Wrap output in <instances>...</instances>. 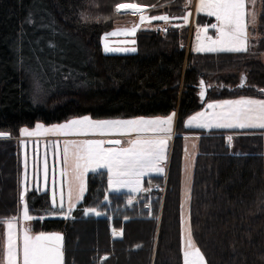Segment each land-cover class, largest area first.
<instances>
[{"label":"trees","instance_id":"obj_1","mask_svg":"<svg viewBox=\"0 0 264 264\" xmlns=\"http://www.w3.org/2000/svg\"><path fill=\"white\" fill-rule=\"evenodd\" d=\"M118 3L146 6L172 25L164 32L167 21L152 19L136 32L134 52L105 53L103 34L125 17ZM258 6L247 51L196 52L183 47L191 38L187 0H0V131L11 135L0 139V220L20 216L23 164L12 137L25 125L176 111V132L196 134L183 122L203 108V83L206 100L264 98V0ZM214 21L196 14L199 26ZM249 133L200 136L189 208L206 264H264V145L261 133ZM183 152L176 135L166 175L145 180L166 182L165 192L146 191L131 204L130 193L109 190L105 170L88 174L83 199L66 217H52L60 209L48 191H29L31 230L63 235V264H183ZM93 208L101 215L86 213ZM4 233L5 225L0 250Z\"/></svg>","mask_w":264,"mask_h":264},{"label":"snow or ice","instance_id":"obj_2","mask_svg":"<svg viewBox=\"0 0 264 264\" xmlns=\"http://www.w3.org/2000/svg\"><path fill=\"white\" fill-rule=\"evenodd\" d=\"M122 9H131L129 14L137 15L138 11H143V6L135 3H118L115 6V11L120 13ZM200 11L206 12L208 16H214L219 22L211 25L217 29L221 37H227L226 40L219 39L212 41V45L206 50L214 51H229V52H244L247 51L248 36L247 29L252 19H254V10L249 6V0H200ZM187 17H185L186 19ZM84 19H87L86 17ZM155 20L167 21L169 17L157 15L152 17ZM145 17L140 15V21L143 23ZM136 25L131 29L123 30L124 35H134L137 31ZM207 29H205L206 31ZM116 31L110 35H117ZM107 39V37H106ZM211 40V37H209ZM135 43V41H132ZM105 52L108 51H135V48L130 49H115L105 45ZM198 51L205 50L198 48ZM226 105L242 106L236 110L226 112L213 113L211 118H205V113H198L188 121L191 126L193 121H197L196 127L200 128H260L264 129V99L244 98L239 100H226L218 104L209 103L207 107L223 108ZM174 113L167 118H157L152 120L133 119V120H99L92 121L88 117L82 120H73L70 123L73 125H88L93 129H99L103 133L105 130L120 129L121 134L136 132H170L172 118ZM37 128L43 127L36 125ZM68 128L69 125L58 126ZM25 135H35L29 132L27 128L22 130ZM0 135H5L0 133ZM231 144L232 137H228ZM105 143L120 145L121 140L108 141H86L83 144L77 145L66 144L64 147V161L68 164L71 161V173L78 182L77 199L82 198L85 190L83 183L84 174L91 170L93 172L99 169H106L109 173V186L113 191H119L122 187H127L130 191H136L140 188L141 177L150 172H161L159 167L164 159V145L166 140L163 138H137L130 143L126 148H104ZM45 182H47V165H45ZM190 198V193H188ZM71 200V196H69ZM23 201V193L21 194ZM53 207H64L63 196H61L59 204L53 194ZM23 218L32 220L29 215L27 204L23 205ZM71 213V204L67 209ZM88 212L95 215H101L96 209H88ZM17 217L0 220V226L6 225L7 239L0 256L2 261L0 264H63L62 240L63 237L56 233L46 234L39 233L35 236L29 235V229H25L23 233L22 243L17 242L16 225ZM187 238L185 241L184 264H206L205 258L200 249L195 245L191 235L190 223L186 229ZM116 233L114 232V235Z\"/></svg>","mask_w":264,"mask_h":264},{"label":"rangeland","instance_id":"obj_3","mask_svg":"<svg viewBox=\"0 0 264 264\" xmlns=\"http://www.w3.org/2000/svg\"><path fill=\"white\" fill-rule=\"evenodd\" d=\"M188 6L190 7L188 13H187V24L190 25L191 28V47L193 51L196 52H209L206 49L209 46H215L212 45V41H217L219 39L226 40L227 37H221L217 33L213 34L210 31V27L208 25H204V27L207 28H201L199 30H195L198 27H202L196 24L195 18L196 14H206V12L200 11V0H187ZM139 5V4H138ZM143 6V5H141ZM249 6L253 8L254 10V19L251 20V22L248 25L247 29V36H248V43L253 38V28L257 26L258 22V16H259V6H258V0H249ZM149 8L146 6H143V11L137 13V15H131L129 14L131 12V9H126L125 12H120L121 14H125V17L122 20L117 21L116 27L108 32L103 34L102 36V46L103 50L105 49V45H107L109 48H115V49H130L135 48V43H132V41H135V34L131 35V37L126 38L124 35L123 30L130 29L127 27L128 25H133L137 21V31L138 29H141L143 27H152L153 26V20L148 15ZM140 15H143L145 17V20L143 23L140 21ZM214 17V16H213ZM215 18V17H214ZM216 19V18H215ZM167 21L166 23H168ZM218 22V21H217ZM165 23V24H166ZM219 23V22H218ZM120 27H119V26ZM219 27V25H218ZM205 29H207L205 31ZM113 31H116L117 35H110ZM136 31V32H137ZM122 33V34H121ZM107 37V39H106ZM209 37H211V40H209ZM198 48H202L205 50L198 51ZM105 52V50H104ZM133 51H108L105 53H129ZM244 83V80L241 81V84ZM37 93H40V87H36ZM244 99V98H240ZM264 99V98H261ZM226 100H236L235 98H228V99H221V100H215V99H207L204 103V106L201 110L195 112L194 114L187 117L183 125L185 128H195L200 130L201 133H196L200 140V136L202 135V132L211 133L214 131H231V132H240L241 134H251L246 131H252L254 129H260V128H200L196 127L197 121H193V124L190 126L188 124V121L192 119L193 116H196L198 113L204 112L205 118H211L213 113H219V112H226L229 110H236L242 106L238 105H226L223 108H213L209 109L207 105L209 103L218 104L222 101ZM174 113V116L172 118V124H171V131L170 132H146V133H140L145 134L142 136H138V133L132 132V133H126L121 134L120 129H111V130H105L103 133L99 129H93L89 127L88 125H73L70 122L73 120H82L84 117H88L92 121H99V120H133V119H146V120H152L157 118H167L168 116L172 115ZM176 111L171 112L169 115L166 116H136V117H130V118H124V117H104V118H94L91 115H81V116H70L67 119L60 121V122H54V123H45L41 120H38L34 123L33 126H23L20 128V133L17 137H12L16 142L19 143L21 148V157H22V164H23V176H22V193H23V201H22V207L20 216L17 219V225L15 228L16 231V238L18 243H22L23 239V233L25 229H29V235L35 236L39 233H35L31 230V222L34 219V217L30 214L29 215L33 217L32 220H25L23 218V205L26 203L28 207V202L26 195L31 190H36L38 192H45L48 191L50 194V201L52 204L53 194H55V199L57 201V204H59L61 196H63V202L64 207H54L57 209H60V213L53 214L52 217H66L69 213L67 211L68 207L71 204L72 209L76 207V205L83 199V196L85 195L87 191V177L88 174L93 172L91 170L87 171L83 176V183L85 190L83 192V196L80 199H77L78 195V182L75 180L74 175L71 173V161H69L68 164H65L64 161V147L66 144L72 145V144H83L86 141H107L109 136L112 134H120L122 136V144L121 145H107L106 143L103 145L104 148H126L130 146L131 141L143 137V138H163L166 140V143L164 145V159L161 161L159 167L162 169L161 172H150L144 176L141 177V183L139 190L136 191H130L127 187H122L119 191H113L112 187L109 186V190L113 192H127L131 194L130 200L128 201V204L133 203L139 195L146 193L147 188L154 185V182L152 180H149L148 187H146L145 180L150 179L153 176H160V175H166L169 167L170 157H171V151H172V145H173V139L176 135L182 136L183 141V166H182V185H181V220H182V245L183 241H186L187 238V231L186 229L189 227L190 223V198L188 193H190L191 197V185H192V175H193V167H191V172L189 174V166H190V155L193 157L192 152L196 150L199 144L196 143V139L194 140V136H191L187 133H177L176 132V119H175ZM36 125H42L43 127L37 128ZM62 125H69L68 128H62L58 126ZM27 128L29 132L35 133V135H25L22 133V130ZM245 131V132H244ZM242 132V133H241ZM169 134L166 136H159V134ZM193 134V133H192ZM239 134V133H236ZM195 136V137H197ZM11 138V137H10ZM187 157L185 158V156ZM189 163V164H188ZM45 165H47V182H45ZM105 170L106 169H99ZM97 172V171H96ZM108 173V172H107ZM187 174H189L190 182L187 180ZM109 176V173H108ZM166 187V183L162 185V187ZM69 196H71V200H69ZM53 206V205H52ZM88 210V209H87ZM86 210L87 214H91V212H88ZM29 211V209H28ZM191 228V223H190ZM7 226L5 225V233H4V242L3 246L7 239ZM59 234L63 237V235L59 232H51ZM46 233V234H51ZM120 232H116V236H119ZM192 235V230H191ZM62 251H63V240H62Z\"/></svg>","mask_w":264,"mask_h":264},{"label":"crops","instance_id":"obj_4","mask_svg":"<svg viewBox=\"0 0 264 264\" xmlns=\"http://www.w3.org/2000/svg\"><path fill=\"white\" fill-rule=\"evenodd\" d=\"M211 17H213V16H211ZM214 18V17H213ZM215 19V18H214ZM137 23H138V21L135 23V24H133V25H128V23H127V27L128 28H132L134 25H136L137 26ZM214 23L215 24H217V26L219 25V23L217 22V20L215 19V21H214ZM119 26V25H118ZM120 27V26H119ZM201 28H207L208 29V27H204V26H202V27H198V28H196L195 30H199V29H201ZM210 29H212V30H210L213 34H216L217 33V29H215V28H210ZM136 33V32H135ZM122 34V33H121ZM219 36H220V33H217ZM128 37H131V35H129V36H126V38H128ZM248 45V44H247ZM190 48L192 49V47H191V44H190ZM240 98H251V99H261V98H259V97H249V96H241V97H237V98H235L236 100H239ZM176 116H177V113L175 114V119H176ZM253 131H258L259 133H261L260 134V136H261V138H262V141H263V145H264V129H254V130H250V131H246V132H253ZM245 132V131H244ZM203 133H206L205 131L203 132ZM169 134H171V133H169ZM169 134H167V133H165V134H159V136H168ZM142 135H145V134H138V136H142ZM189 135H191V136H194V140L196 139V143L198 144V140H199V138H198V136L196 135V134H189ZM195 136H197V137H195ZM113 138H116V139H121L122 138V136L120 135V134H112V135H110L109 136V138L108 139H113ZM192 154H193V157H191V155H190V159H189V161H190V166H189V174H190V172H191V167H193V165H195V160H196V157H197V154H198V147L196 148V150H194L193 152H192ZM187 157V155L185 156V158ZM189 164V163H188ZM193 172H194V167H193ZM189 174H187V180H188V182H190V178H189ZM192 178H193V175H192ZM193 239V238H192ZM196 245V244H195ZM184 251H185V241H183V264H184Z\"/></svg>","mask_w":264,"mask_h":264},{"label":"built area","instance_id":"obj_5","mask_svg":"<svg viewBox=\"0 0 264 264\" xmlns=\"http://www.w3.org/2000/svg\"><path fill=\"white\" fill-rule=\"evenodd\" d=\"M121 11H122V12H125L126 9H122ZM213 24H215V23L213 22V23L209 24L208 26H209L210 28H213V27H211V25H213ZM171 25H172L171 22H168V23L164 24V25L162 26V30H163L164 32H167ZM190 44H191V38H190V39L188 40V42L183 46V47L186 49V51H188V50L190 49ZM165 183H166V182H165ZM159 189H161L162 191L165 192L166 187H165V186H164V187H161V186H159L158 184H154L153 186H150L149 188H147V191L151 192V191H156V190H159Z\"/></svg>","mask_w":264,"mask_h":264},{"label":"water","instance_id":"obj_6","mask_svg":"<svg viewBox=\"0 0 264 264\" xmlns=\"http://www.w3.org/2000/svg\"><path fill=\"white\" fill-rule=\"evenodd\" d=\"M241 87L243 86V83L240 85ZM202 89H203V93H202V102H205L206 98H207V91L209 89V87L203 83V85L201 86ZM0 133H4L5 135H0V139H10L11 135L9 132H5V131H0ZM108 140H121V139H116V138H113V139H108ZM107 140V141H108ZM122 141V140H121ZM107 145H113V144H108L106 143ZM122 144V143H121ZM120 144V145H121Z\"/></svg>","mask_w":264,"mask_h":264}]
</instances>
